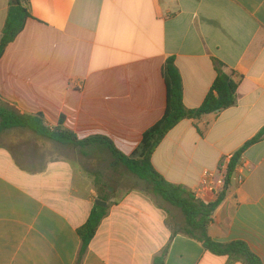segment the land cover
Instances as JSON below:
<instances>
[{"label":"crops","instance_id":"obj_1","mask_svg":"<svg viewBox=\"0 0 264 264\" xmlns=\"http://www.w3.org/2000/svg\"><path fill=\"white\" fill-rule=\"evenodd\" d=\"M23 2L31 18L0 60V102L80 139L108 137L128 157L139 156L144 133L164 116L168 58L176 59L188 109L199 108L214 83V58L242 76L236 106L182 121L152 157L160 175L191 192L205 170L224 186L222 161L228 165L264 128V0ZM9 7L0 0V39ZM65 147L44 164L27 156L32 166L24 169L19 150L0 146V264H153L167 245L165 264L230 263L184 235L171 240L164 210L137 191L108 200L109 213L78 260V229L99 193ZM75 150L88 161L101 151L111 156L103 147L89 156ZM219 193L208 192L205 203ZM209 235L245 242L264 264V138L244 153Z\"/></svg>","mask_w":264,"mask_h":264},{"label":"trees","instance_id":"obj_2","mask_svg":"<svg viewBox=\"0 0 264 264\" xmlns=\"http://www.w3.org/2000/svg\"><path fill=\"white\" fill-rule=\"evenodd\" d=\"M31 18L29 6L23 0H10L7 20L0 39V60L7 47L23 32L26 22ZM217 73L203 104L196 109H188L184 104V88L181 73L176 65L175 57L166 60L162 67V75L166 83L167 101L164 116L154 126L148 129L142 138V144L137 158H131L120 152L113 141L105 136H92L80 139L75 133L61 126L50 128L46 125L41 114H28L0 102V138L8 131L21 129L29 131L43 139L49 140L74 149L81 150L83 156H89L87 150L92 147H103L110 151L115 163L125 166L132 174L146 182L152 192L165 202L179 209L183 222L178 231H172L171 240L181 234L189 237L216 256H225L230 263L242 261L244 264H263L249 246L242 241L220 243L209 235V226L218 207L225 200L233 176L241 164L244 153L264 138V128L249 140L231 158L226 167L225 187L217 201L205 203L198 199L194 192L168 182L160 175L152 164V157L165 137L182 121L186 119L200 120L206 115L219 114L238 103V88L243 77L235 79L236 73L228 70L227 66L213 59ZM63 120V118H62ZM61 120V121H62ZM61 124V123H60ZM225 161L220 164L223 169ZM96 187L99 199L108 202L101 190L100 176L96 177ZM111 205L103 208L94 205L86 223L78 229L82 247L78 260H82L95 238L102 221L107 217ZM170 245H167L160 255L156 256L153 264H165Z\"/></svg>","mask_w":264,"mask_h":264},{"label":"rangeland","instance_id":"obj_3","mask_svg":"<svg viewBox=\"0 0 264 264\" xmlns=\"http://www.w3.org/2000/svg\"><path fill=\"white\" fill-rule=\"evenodd\" d=\"M0 146L19 150L20 155L18 158L20 161L25 162L24 164L20 162V166L24 169L32 166L27 164L30 161V159L26 160L27 156L33 157L34 160L39 161L38 163L44 164L49 156L57 158L60 154L59 148L64 147L21 129L5 133L0 138ZM26 152L29 154L26 155ZM64 153L74 161L84 164L90 170L89 173L84 174L92 178L93 181L97 175L100 176V188L107 200L117 202L129 192L137 191L164 210L167 217L166 224L172 231H178L181 228L184 219L181 211L165 202L161 197L156 196L146 182L132 174L125 166L115 163L107 151L95 153L93 159L89 161L72 147H65Z\"/></svg>","mask_w":264,"mask_h":264},{"label":"built area","instance_id":"obj_4","mask_svg":"<svg viewBox=\"0 0 264 264\" xmlns=\"http://www.w3.org/2000/svg\"><path fill=\"white\" fill-rule=\"evenodd\" d=\"M82 85H79L78 88H81ZM226 167L227 165L223 166L222 170H218V174L221 175V177L224 180V186L220 187L218 184H216L215 178L217 175V172H213L210 170H205L202 176V179L200 181V184L193 190L194 195L205 202L206 199V194L208 192H214L216 190H220L219 195L223 192L224 187H225V176H226Z\"/></svg>","mask_w":264,"mask_h":264},{"label":"water","instance_id":"obj_5","mask_svg":"<svg viewBox=\"0 0 264 264\" xmlns=\"http://www.w3.org/2000/svg\"><path fill=\"white\" fill-rule=\"evenodd\" d=\"M95 205L103 207V208H107L108 207V203L105 201H102L100 199L96 200Z\"/></svg>","mask_w":264,"mask_h":264}]
</instances>
